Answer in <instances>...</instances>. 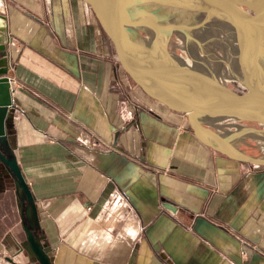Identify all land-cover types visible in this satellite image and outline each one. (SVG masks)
Here are the masks:
<instances>
[{
    "label": "crops",
    "instance_id": "0c3cea01",
    "mask_svg": "<svg viewBox=\"0 0 264 264\" xmlns=\"http://www.w3.org/2000/svg\"><path fill=\"white\" fill-rule=\"evenodd\" d=\"M0 15L5 143L51 264H264V167L215 151L145 95L82 0H0ZM9 184L0 264H38Z\"/></svg>",
    "mask_w": 264,
    "mask_h": 264
},
{
    "label": "water",
    "instance_id": "95a60500",
    "mask_svg": "<svg viewBox=\"0 0 264 264\" xmlns=\"http://www.w3.org/2000/svg\"><path fill=\"white\" fill-rule=\"evenodd\" d=\"M90 8L102 31L112 45L116 60L123 72L151 99L167 108L186 115L188 124L195 135L206 145L230 159L264 167V156H251L237 149L230 140L213 129H220L228 123L249 122L259 125L264 133V97H256L248 91L236 94L227 89V93L214 99L200 97V89L186 62L178 55L161 46L153 36L155 30H178L183 27L170 26L163 19L154 17L152 10L159 7H175L189 11L203 22L227 24L231 32V43L225 54L229 63L247 72L264 90V73L249 67L236 57L243 48H259L248 31L264 34V0H82ZM151 15L153 18H151ZM147 25L152 29L149 37L140 35L136 25ZM145 48L150 54L165 59L178 60L172 70L169 64L156 66L150 56L136 53L132 47ZM261 52V50H260ZM8 42L5 17L0 15V166L11 176L15 195L23 209V230L28 250L38 264H51L38 240L34 229L38 228V214L31 191L19 169L15 156L1 153L7 140L6 119L14 108L11 96V84L8 78ZM226 56V55H225ZM260 56H264L261 52ZM176 60V61H177ZM185 67V68H184ZM186 70L187 73H184ZM22 217V214H21Z\"/></svg>",
    "mask_w": 264,
    "mask_h": 264
},
{
    "label": "rangeland",
    "instance_id": "374dc122",
    "mask_svg": "<svg viewBox=\"0 0 264 264\" xmlns=\"http://www.w3.org/2000/svg\"><path fill=\"white\" fill-rule=\"evenodd\" d=\"M152 14L154 17L163 19L166 24H171L170 26H178L183 28L186 27L188 29L187 31V29L185 28L184 33L175 29L162 30L160 31V33L164 32L166 35L164 34L163 40L161 42L166 46L168 51L180 56L186 62L187 66L191 69V74L193 75L194 79L199 80L201 75L206 76L207 73H209L211 70H214V72L218 73L225 72L226 77L218 80L220 85L227 87L236 94H243L248 91V88L250 87H247L245 83L234 79L233 76L230 75L233 69V65L227 63V61L225 60V55H227L225 54V50L228 44L231 42V32L228 25L223 23V21H220L219 25L217 26L213 23L208 24V22L202 23L200 25L198 24L197 20H195V18L197 17H195L192 13L175 7H159L158 9L155 8L152 10ZM179 14L181 16H179ZM151 18H153L152 15ZM134 28H137L138 33L144 37H149V34H152V29L150 28V26L141 24L134 26ZM147 29L148 31H146ZM167 30L168 32L166 33ZM189 31L191 32L189 33ZM188 36L193 38V40H191L193 46H189L188 43H186L185 40L186 38H189ZM208 36L209 39L207 40L206 38ZM198 37L199 39L200 37H202L203 39L201 38L199 41ZM213 37H215L216 39ZM182 39L185 40L182 41ZM201 41L205 42V44H202ZM199 42L201 43V45L199 44ZM205 48L206 50L208 49L209 51H207L210 53H207ZM206 53L208 55H206ZM189 55L192 56L189 57ZM162 58L165 60L164 57ZM234 70L241 74L240 71H237L236 69ZM196 73L199 74L200 77ZM195 75H197L198 77ZM238 127L239 129H237ZM220 128L222 130H227V132H239L240 129H243V132L240 135H237L236 138H234V140L238 139V142L236 141L238 144L240 142L242 143L240 150L247 155L264 156V136L260 134L262 130L259 125L249 122H238L236 124L228 123L227 126Z\"/></svg>",
    "mask_w": 264,
    "mask_h": 264
},
{
    "label": "bare ground",
    "instance_id": "6f19581e",
    "mask_svg": "<svg viewBox=\"0 0 264 264\" xmlns=\"http://www.w3.org/2000/svg\"><path fill=\"white\" fill-rule=\"evenodd\" d=\"M187 13V12H186ZM182 14V13H181ZM179 16H181L179 14ZM193 16V15H192ZM195 16V15H194ZM196 17V16H195ZM173 20V19H172ZM195 20H197L198 24H202V23H205L203 22L200 18H195ZM194 21V20H193ZM209 24V23H208ZM211 24V23H210ZM214 24V23H213ZM212 24V25H213ZM171 25V24H170ZM219 25V23L217 24ZM216 25V26H217ZM227 25V24H226ZM225 25V26H226ZM200 27V26H199ZM186 28V27H185ZM184 28V29H185ZM189 28V27H188ZM193 28V27H191ZM197 28V26H196ZM137 29V28H136ZM146 29V28H145ZM187 29V28H186ZM195 29V28H194ZM148 31V29L146 30ZM150 31V29H149ZM160 31L162 30H155L154 33H153V36L154 38L156 39V41H158V43L163 46L164 44L161 42L163 40V37H164V32H161ZM185 31V30H184ZM188 31V29H187ZM193 31V30H192ZM168 32V30L166 31V33ZM191 31H189L190 33ZM228 32V30H227ZM250 34H251V37H252V40L254 41V43L257 45V47L259 48L258 50V54H256L255 50H251L249 48H243L241 49L242 51L241 52H236V57L239 59V60H242L245 64H247L249 67H252L253 69H256L257 71L261 72V73H264V56H260L261 55V52L264 53V34L262 33H258L256 31H248ZM148 33V32H147ZM186 34V33H185ZM211 34V33H210ZM231 34V33H230ZM166 35V34H165ZM188 35V34H187ZM197 35V33H196ZM200 35V34H199ZM207 35V34H206ZM201 36V35H200ZM210 36V35H209ZM209 36L206 38L207 40L209 39ZM230 36V35H229ZM189 38H186V43H188L189 46H193V43L191 40H193L192 37L188 36ZM197 38V37H196ZM202 37H200L201 39ZM215 38V37H213ZM212 38V39H213ZM199 39V37H198ZM199 39V41H200ZM203 39V38H202ZM216 39V38H215ZM182 39V41H184ZM218 40V39H217ZM202 42V41H201ZM205 44V42H202V44ZM231 43V42H230ZM199 44L201 45V43L199 42ZM186 46V45H185ZM187 46V47H189ZM132 49L136 52V53H142L144 55H147V56H150L151 58V61L156 65V66H163L165 65V63L169 64L168 66V70H172L174 68V65L176 64V62H178L177 59L173 58V57H168L166 58L165 60L161 57V56H156L155 54L153 53H149L145 48H142V47H132ZM206 50V48H205ZM208 50V49H207ZM206 50L207 53H210ZM261 50V52H260ZM196 53V52H195ZM206 53V55H208ZM191 54V53H190ZM205 55V56H206ZM192 55H189V57H191ZM213 58V57H212ZM163 59V60H162ZM177 60V61H176ZM225 60L227 61V63H229V58L228 56L226 55L225 56ZM224 61V60H223ZM231 64V63H229ZM233 65V64H232ZM229 66V65H228ZM208 67V66H207ZM185 68V67H184ZM196 68V67H195ZM230 69V68H229ZM234 69H236L237 71H240L241 74H239L238 72H236ZM191 70V69H190ZM207 70V69H206ZM208 71V70H207ZM210 71V70H209ZM196 72V71H195ZM184 73H187L186 70H184ZM195 74V73H194ZM197 74V73H196ZM199 76V74H197ZM195 75V76H197ZM233 76L234 79L236 80H239L240 82H243L247 85V87H250L248 88L250 90V92L254 93L256 97H259V98H263L264 97V90L263 88L260 87V85L254 80V79H251L249 76H248V73L247 72H242L240 70L239 67H236L235 65H233V69H232V72L231 74ZM197 76V77H198ZM201 75L199 81L196 82L197 86L199 87V89L201 90L200 91V97H210L212 99H214L215 97L217 98L219 95H224L227 93V89L220 85L218 80L219 79H222L224 77H226V73H218V72H214V70H211L209 73H207L206 76H203ZM215 100V99H214ZM233 124H236V123H233ZM239 129V127L237 128ZM251 130V129H250ZM249 130V131H250ZM245 131V130H244ZM243 132V129H240L239 132H225V134H223L222 136L225 137L227 140H230V139H234L236 138L237 135H240L241 133ZM260 132V131H259ZM256 133V132H255ZM262 136H264V133H260Z\"/></svg>",
    "mask_w": 264,
    "mask_h": 264
},
{
    "label": "flooded vegetation",
    "instance_id": "af4514ba",
    "mask_svg": "<svg viewBox=\"0 0 264 264\" xmlns=\"http://www.w3.org/2000/svg\"><path fill=\"white\" fill-rule=\"evenodd\" d=\"M8 146L5 143L4 147H2L1 153L4 156H8L9 152H8ZM9 181H12L11 176L8 174V172L3 169V167L0 166V187L2 188V191H4V193H2V195L0 194V198L3 199L4 196H8L5 195V193H11L13 192L10 187ZM20 213L22 214V218H24V214H23V209L20 207Z\"/></svg>",
    "mask_w": 264,
    "mask_h": 264
},
{
    "label": "built area",
    "instance_id": "2783aa9c",
    "mask_svg": "<svg viewBox=\"0 0 264 264\" xmlns=\"http://www.w3.org/2000/svg\"><path fill=\"white\" fill-rule=\"evenodd\" d=\"M10 82V81H9ZM93 145H96V144H93Z\"/></svg>",
    "mask_w": 264,
    "mask_h": 264
}]
</instances>
